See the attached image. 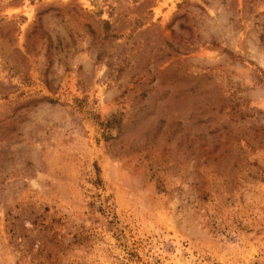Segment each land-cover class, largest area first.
I'll list each match as a JSON object with an SVG mask.
<instances>
[{
  "label": "rangeland",
  "instance_id": "obj_1",
  "mask_svg": "<svg viewBox=\"0 0 264 264\" xmlns=\"http://www.w3.org/2000/svg\"><path fill=\"white\" fill-rule=\"evenodd\" d=\"M0 264H264V0H0Z\"/></svg>",
  "mask_w": 264,
  "mask_h": 264
}]
</instances>
